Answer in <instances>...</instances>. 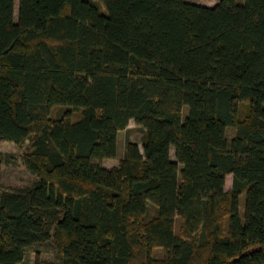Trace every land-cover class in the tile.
<instances>
[{
    "label": "trees",
    "instance_id": "16d2710c",
    "mask_svg": "<svg viewBox=\"0 0 264 264\" xmlns=\"http://www.w3.org/2000/svg\"><path fill=\"white\" fill-rule=\"evenodd\" d=\"M29 139L0 264H264V0H0V140Z\"/></svg>",
    "mask_w": 264,
    "mask_h": 264
},
{
    "label": "rangeland",
    "instance_id": "374dc122",
    "mask_svg": "<svg viewBox=\"0 0 264 264\" xmlns=\"http://www.w3.org/2000/svg\"><path fill=\"white\" fill-rule=\"evenodd\" d=\"M198 4L207 6H214L217 0H188ZM241 1V0H239ZM18 0H15V16L17 15ZM66 107L56 106L50 112V117L58 118L63 115ZM244 111V106L241 107V112ZM73 120H76L78 115L73 114ZM234 128H227V137L231 139L234 135ZM143 130L137 126L133 120L129 121L126 129L118 133V149L115 158L105 159L103 166L105 168H112L118 164L126 152V144L128 141H134L139 144L142 152ZM31 147V140H26L20 145L10 141L0 140V192L5 189H26L32 186L36 177L31 174L23 162V155ZM171 157L175 159L174 150H171ZM232 184V175L228 174L225 180V189L229 190ZM245 194L239 196V212L241 216L244 214ZM179 222L177 220V226ZM57 252L52 241H48L41 245H34L29 247L25 252V258L20 264H56Z\"/></svg>",
    "mask_w": 264,
    "mask_h": 264
}]
</instances>
